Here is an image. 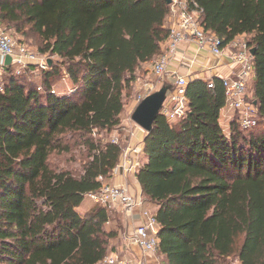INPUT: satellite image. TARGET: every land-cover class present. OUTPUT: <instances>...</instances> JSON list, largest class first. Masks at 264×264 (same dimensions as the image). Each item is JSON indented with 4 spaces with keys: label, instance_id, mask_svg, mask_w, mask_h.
Returning a JSON list of instances; mask_svg holds the SVG:
<instances>
[{
    "label": "trees",
    "instance_id": "trees-1",
    "mask_svg": "<svg viewBox=\"0 0 264 264\" xmlns=\"http://www.w3.org/2000/svg\"><path fill=\"white\" fill-rule=\"evenodd\" d=\"M195 1L223 47L250 36L257 123L241 130L235 110L221 119L223 78L211 79L212 88L191 80L187 115L157 117L136 177L145 204L157 207L162 264H264V0ZM170 7L167 0H0V28L30 47L22 38L28 25L52 59L50 69L39 67L43 88L25 79L34 66L20 74L0 66V264H100L114 252L112 209L96 202L78 209L120 163L124 145L102 135L120 127L126 92L163 52ZM63 72L74 89L59 94L53 87ZM78 141L87 150L80 174L52 164Z\"/></svg>",
    "mask_w": 264,
    "mask_h": 264
},
{
    "label": "built area",
    "instance_id": "built-area-1",
    "mask_svg": "<svg viewBox=\"0 0 264 264\" xmlns=\"http://www.w3.org/2000/svg\"><path fill=\"white\" fill-rule=\"evenodd\" d=\"M202 14L203 10L195 0H172L169 15L174 20L173 25L165 42L166 48L154 58L152 70L159 77L160 87L168 85L164 81L167 67L182 42L195 43L198 49L209 50L216 57L228 56L239 71L233 76L223 77L227 106L238 112L240 129L248 130L256 125L258 118L257 108L249 91V82L254 75L251 48L247 42H239L237 39L227 47H223L222 40L215 33L204 28L201 22ZM0 55L12 57L10 66L14 65L18 74L24 72L31 64H38L45 70L50 69L48 57L36 54L26 44L19 43L11 32L2 28H0ZM173 79L172 84L168 85L170 89L160 110L170 122L183 119L189 111L186 92L190 81L186 76L178 73L173 75ZM209 87H214L211 80ZM113 141L119 142L117 138H113ZM131 152L137 154L139 150L137 148L124 150V160L120 164L123 171L127 173L137 172L141 165L139 159L135 161L130 159ZM100 180L103 182L102 187L88 193L87 196L105 207L121 208L128 214L139 209L141 221L134 226L132 233L127 237L143 255L156 253L160 241V225L156 212L146 207L142 196L133 195L127 186L106 182L103 177H100ZM100 264H131V260L115 252L107 256Z\"/></svg>",
    "mask_w": 264,
    "mask_h": 264
},
{
    "label": "crops",
    "instance_id": "crops-1",
    "mask_svg": "<svg viewBox=\"0 0 264 264\" xmlns=\"http://www.w3.org/2000/svg\"><path fill=\"white\" fill-rule=\"evenodd\" d=\"M173 18L169 15L167 17V26L170 28L173 25ZM166 48V43L163 44V49ZM5 65V57L0 55V66ZM5 67V66H4ZM3 69V68H0ZM145 72L150 76L153 75L152 68L146 64L144 67ZM239 68H237L233 63H231L228 56L216 57L209 50H200L197 45L192 42H182L175 55L172 57L168 67L167 74L165 76V82L171 85L174 81L173 75L178 73L180 75L186 76L189 81L195 79H202L205 81H210L214 77H227L233 76L237 73ZM136 105L133 104L131 108L128 107L127 113L123 117L122 124L120 127L127 129L129 131V140L127 141V148L143 149V156H138L136 153H130V159L135 161L140 158L146 159V154L144 152V139L145 134L139 129L138 126L131 120V114L135 109ZM234 112L230 107L225 108V114L223 117L226 120L232 116ZM124 160V156L121 157L120 163L116 170L113 172V176L108 179V182L112 184L125 185L129 188L130 192L139 197H143L142 187L136 177V172H125L120 167L121 162ZM153 211H157L156 206L150 205ZM119 211L124 214L125 217V234L122 235L121 239L118 241V249L116 252L125 255L131 260V264H161V260L164 259L163 255L159 253H153L148 255H143L140 249L130 242L127 235L131 234L134 226L139 224L141 221V216L139 215L140 210L137 209L132 214L125 213L119 208ZM86 212V211H83ZM115 253V252H113ZM234 264H240L238 260L234 261Z\"/></svg>",
    "mask_w": 264,
    "mask_h": 264
},
{
    "label": "rangeland",
    "instance_id": "rangeland-1",
    "mask_svg": "<svg viewBox=\"0 0 264 264\" xmlns=\"http://www.w3.org/2000/svg\"><path fill=\"white\" fill-rule=\"evenodd\" d=\"M5 26H7L9 29L13 30L14 32H16V28L13 27L12 25H8L5 24ZM26 34L25 36H22V38L25 39V41L29 42L30 44V48L33 52H35L36 54H40L41 56L43 54H41L38 51V37L35 33H33L30 29L28 25H25L24 29ZM17 38L21 37V32H16ZM250 36L248 35H241L238 36L236 39L237 41H242V42H247L249 41ZM48 57L47 55H43ZM154 60V59H153ZM148 65L152 68L153 67V61L149 62ZM30 66H34L33 67V71L30 73H27L25 76L26 81H36L34 84V87H38L41 86L43 88V83L41 81V71L40 69L42 68L40 65L38 64H31ZM35 67H41L39 69H35ZM153 72V70H152ZM2 73V71H1ZM153 75H148L145 70L143 69V71H140L138 73V78L135 81V83L133 84V86L126 92V98H125V112L124 115L127 113V109L128 107L131 108V106L133 104H135L137 106V104L147 95L159 90L160 84H159V77L153 72ZM0 80H2V78H0ZM54 84V83H53ZM55 86L53 87L57 93H65L67 91H71L74 89V86L72 85V83L69 81L68 75L65 74V72H63L62 77L60 79H58L56 81V84H54ZM40 87V88H41ZM58 89V90H57ZM225 114V109L222 110L221 112V119H223V115ZM223 121V120H222ZM223 124L226 125V123L223 121ZM136 126H138L137 124H135ZM227 126V125H226ZM139 127V126H138ZM139 129L142 131V133H144L145 135L147 134L146 131H144L143 129H141L139 127ZM102 137H104V139H113V138H117L120 143H122V145H124L125 150L128 151L127 148V141L129 140V131L127 129H124L123 127H118L117 129L113 130L111 133L107 134L104 133L102 135ZM81 142L78 141L77 143L72 142L73 144V148L72 151L69 153H61V154H53L50 157V160L52 162V164L60 169H66V170H70L75 174H80L82 172V168L84 163L87 160V150L86 148L80 144ZM136 149V148H134ZM124 155V153H123ZM122 155V156H123ZM138 156H143V149L140 148L139 152L137 153ZM146 159L144 158H140V164H142ZM143 199V197H142ZM144 200V199H143ZM94 204V201L89 197L86 196L85 200L83 201V203L81 204V206L79 207V212L84 213L83 211H86L87 209H89L92 205ZM146 207L151 208L150 205H147ZM152 209V208H151ZM111 216L113 221L110 224H107V227L109 229H118L119 234L118 237H116L113 242L112 245L114 248V252L117 251L118 249V241L119 239H121L122 235L125 234V217L124 214L122 212L119 211V208H115L111 210ZM122 240V239H121ZM163 260H161V264H162Z\"/></svg>",
    "mask_w": 264,
    "mask_h": 264
},
{
    "label": "water",
    "instance_id": "water-1",
    "mask_svg": "<svg viewBox=\"0 0 264 264\" xmlns=\"http://www.w3.org/2000/svg\"><path fill=\"white\" fill-rule=\"evenodd\" d=\"M171 4L172 0H167ZM255 48L251 49V54L254 56ZM12 57L10 55L5 56V65L10 66ZM49 65L52 64V59H48ZM170 87L168 85L162 86L159 90L147 95L142 99L131 114V120L137 124L141 129L150 134L154 128V122L161 114L160 110L166 100L167 93ZM256 104V102H255Z\"/></svg>",
    "mask_w": 264,
    "mask_h": 264
}]
</instances>
